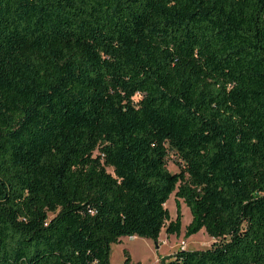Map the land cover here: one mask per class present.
Returning a JSON list of instances; mask_svg holds the SVG:
<instances>
[{"label": "trees", "instance_id": "16d2710c", "mask_svg": "<svg viewBox=\"0 0 264 264\" xmlns=\"http://www.w3.org/2000/svg\"><path fill=\"white\" fill-rule=\"evenodd\" d=\"M181 200L218 240L156 264H264V0H0V264H112Z\"/></svg>", "mask_w": 264, "mask_h": 264}, {"label": "rangeland", "instance_id": "374dc122", "mask_svg": "<svg viewBox=\"0 0 264 264\" xmlns=\"http://www.w3.org/2000/svg\"><path fill=\"white\" fill-rule=\"evenodd\" d=\"M168 168L172 172L179 171L178 158L170 154L167 159ZM176 196L172 193L166 202L171 219L176 217ZM181 231L177 234H167L163 227L158 242L151 238L141 236H122L119 243H113L110 250V262L112 264H123L124 250L126 249L134 264H156L163 256H171L181 247L189 250L205 249L218 239L212 238L204 228L189 237H185V227L191 221L189 207L181 200ZM167 221L166 224H168Z\"/></svg>", "mask_w": 264, "mask_h": 264}]
</instances>
